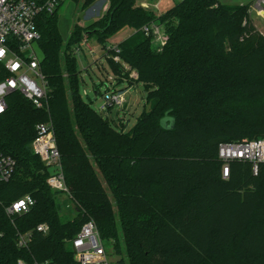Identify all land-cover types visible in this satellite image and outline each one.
Returning <instances> with one entry per match:
<instances>
[{"label":"trees","instance_id":"16d2710c","mask_svg":"<svg viewBox=\"0 0 264 264\" xmlns=\"http://www.w3.org/2000/svg\"><path fill=\"white\" fill-rule=\"evenodd\" d=\"M109 1L89 28L75 24L67 42L59 26L63 2L37 18L49 99L41 109L14 92L0 115V149L17 163L13 177L0 181V264H78L72 242L88 220L115 241L124 263L264 264V163L256 176L249 161L235 160L223 178L218 155L223 142L264 139V35L250 3L181 0L156 14L142 0ZM153 23L166 28L161 50L143 29ZM125 27L133 33L119 52L112 49L122 61L108 63L117 83L141 81L147 95L129 132L111 117L115 106L98 112L84 99L76 54L86 35L106 46ZM7 75L0 63V81ZM48 121L76 203L73 220L62 218L66 192L49 186L52 171L33 149L37 125ZM27 194L36 199L31 211L8 215ZM39 224L48 232L37 231ZM26 233L32 240L21 248Z\"/></svg>","mask_w":264,"mask_h":264},{"label":"built area","instance_id":"2783aa9c","mask_svg":"<svg viewBox=\"0 0 264 264\" xmlns=\"http://www.w3.org/2000/svg\"><path fill=\"white\" fill-rule=\"evenodd\" d=\"M63 1L47 0L40 3L36 0H0V63L8 72L6 78L0 81V115L7 110V98L14 92L21 93L37 108L43 109L47 106L49 84L42 70L43 55L38 50L41 35L37 28V18L42 12L53 14ZM252 9L264 17V0H256ZM143 29L151 37L152 34H159L157 25L145 26ZM166 41L167 38L163 41V46ZM82 45L83 43L76 48V54L81 50ZM113 49L119 52L117 46ZM114 59L117 62L121 61L119 55ZM136 76L135 72L132 73V77ZM85 94L88 95L86 92ZM104 98L106 102L101 107L102 111L114 106L123 107L127 103L126 91L110 86L109 83ZM37 131L33 149L52 171L47 183L55 190L68 192L61 165V153L52 123L50 121L39 123ZM218 155L223 163L221 169L223 178L230 177L231 163L235 160L249 161L252 164L253 174L257 176L261 164L264 163V139L223 142L219 145ZM16 166V160L0 149V181H9L15 173ZM35 204L36 199L31 194H27L14 201L6 211L10 216L20 215L30 212ZM48 230L47 224L37 226L39 232L47 233ZM31 237L30 233L20 234L19 247H28ZM72 245L78 264H125L119 256L115 257L107 250L94 220H88L83 224ZM18 264L28 263L19 260ZM35 264L53 263L46 261Z\"/></svg>","mask_w":264,"mask_h":264},{"label":"rangeland","instance_id":"374dc122","mask_svg":"<svg viewBox=\"0 0 264 264\" xmlns=\"http://www.w3.org/2000/svg\"><path fill=\"white\" fill-rule=\"evenodd\" d=\"M142 1V6L144 8L153 9L156 14H161L168 11L171 7L176 5L181 0ZM221 1L233 5L250 3V18L257 24L260 29L264 30V18H262L255 10L252 9V6L256 4V0ZM109 7V0H96L93 5L88 8L84 6V0H81L77 3L72 0H64L58 12L59 26L64 41H68L75 24H79L83 28H89L96 20L100 19L107 13ZM152 25H157V28L159 30V34H152V46L155 50H161L163 47V41L165 40V38H167L166 28L165 26L160 24L153 23ZM132 31L133 29L130 27L123 28L109 39L110 42L106 46L99 43L97 38H89L86 35L82 42L83 45L80 48L81 50L77 53L79 66L82 69L84 78V83H82L81 86L82 95L84 99L88 101L93 100L92 105L98 112H103L101 110V107L106 102L104 93L107 90V83H109L110 86H115L117 89L126 91V105L128 106V108L126 109L115 106L112 109V113L110 114L111 117L117 122L119 120L124 122L123 129L125 132H129L135 127L138 118L141 116L146 106L147 95L144 84L141 81L133 83L132 85H129L128 81L117 83L115 74L113 73L108 62H110V59L115 60L114 58L115 56H117L113 54V47L119 45L123 40H125L132 33ZM84 41L86 42L84 43ZM38 50L41 52L39 44ZM124 67L127 70L126 72L129 73V77L133 81L139 79V73L135 69H132L126 63L124 64ZM134 72L137 74L136 77H132V73ZM85 92L88 93V95H86ZM101 180L103 181V184L107 188L109 196L112 199L113 195L110 192V189L108 188L103 177H101ZM59 202L61 204V214L64 220H73L77 217L78 213L76 203L72 200L70 191L61 193L59 196ZM114 243V240H104V244L107 250H109L113 254V256L116 257L117 255ZM125 264H129L128 259L125 260Z\"/></svg>","mask_w":264,"mask_h":264},{"label":"crops","instance_id":"0c3cea01","mask_svg":"<svg viewBox=\"0 0 264 264\" xmlns=\"http://www.w3.org/2000/svg\"><path fill=\"white\" fill-rule=\"evenodd\" d=\"M252 1H253V0H252ZM262 18H264V17H262ZM254 24H255V26L258 28V30H260V31L264 34V30L260 29V28L257 26V24H256L255 22H254ZM132 33H133V31H132ZM132 33H131V34H132ZM131 34H130V35H131ZM130 35H129V36H130ZM125 107H126V109L128 108L127 105H126Z\"/></svg>","mask_w":264,"mask_h":264}]
</instances>
